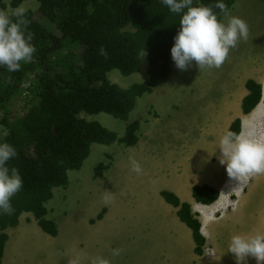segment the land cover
Returning <instances> with one entry per match:
<instances>
[{
	"label": "rangeland",
	"instance_id": "rangeland-1",
	"mask_svg": "<svg viewBox=\"0 0 264 264\" xmlns=\"http://www.w3.org/2000/svg\"><path fill=\"white\" fill-rule=\"evenodd\" d=\"M234 2L235 4L233 3L230 8L232 11L230 15L240 17L247 22L249 37L246 41L241 40L236 48L230 50L228 59L222 67L199 71L193 62L187 71H181L176 68L170 55L172 66L170 78L165 83L153 87L150 92L137 96L135 105L126 120L116 118L105 112L81 113L80 116L87 120H97L103 126L119 134H123L128 122L138 119L140 120L139 140L134 146H124L116 142L110 144L93 143L82 166L77 170L68 172L67 185L53 188L52 197L47 201L50 208L49 215H46L47 218L54 220L58 229L56 240L53 243L60 239L63 245L72 240L74 243L83 242V244L80 243L76 246L77 250L81 247H95L96 240L100 239L89 236V230L85 229L83 223L88 225L87 217L93 206L109 202L111 211L115 213L117 219L110 216V220L105 221L98 231L102 232V238L108 251L117 248L123 249L120 256L113 257L111 255L110 260L113 263H193L184 257L188 255V248L185 245L182 246L181 253L174 246L181 239V234L176 230L174 233L170 232L172 228L176 227V221L173 216H169L172 213L159 192L166 189L175 193L180 199L182 197L187 198L189 185L186 183L197 181L192 178L191 172L198 171V167L203 169L206 165L202 163L204 159L199 153L210 154L208 157L212 162L218 161L219 142L222 134L226 132V126L232 117V113H228L222 121H218L221 119L215 116L224 108L227 109L226 105L235 106L237 100L242 98L241 90L239 92L238 89L242 87L249 74L254 73L251 75L253 79L261 83L262 98L250 116L244 115L242 117L241 127L246 126L249 119L251 121L264 114V57H258L259 51L257 50L247 52V54H253L252 57L246 56L245 53L251 48L264 45V0H234ZM37 18L39 17L37 16ZM228 18L224 16L220 20L227 23ZM127 29L131 28L128 27ZM82 50V46L77 45L74 48L72 45V47L62 48L57 56L63 58L67 52L69 54V52L74 51V57L70 58L69 65L71 68H75L82 60ZM233 53H236V56L232 55ZM241 54L244 56L241 57ZM141 56L142 60L140 59L138 71L123 75L117 69H111L107 73L108 79L123 88H128L133 83L145 80L147 78L146 53L141 52ZM33 78V73L27 72L23 77L19 92L8 102L10 117L21 115L27 108L28 89ZM1 116L0 111V119ZM3 135L4 129L0 124V141ZM135 146L138 148L153 147L155 152L167 150V156L171 155L172 151L170 152V150H174V156L186 157V163L183 161L180 165L182 167L177 172L176 163L172 168V165L165 164V160L155 159L150 155L136 152L133 149ZM192 153H194L193 156ZM154 155L156 154L154 153ZM160 155L163 153L157 154V156ZM132 160L141 165L143 174L138 175L131 170ZM99 162L107 164L108 167L101 176L94 177V168ZM225 168L224 165L223 178L227 179L226 183L222 185L221 196L216 203L217 205L214 204L216 206L211 207H216L217 210H227V207L231 206V202L234 201L233 196L229 193L234 189L243 187L240 185L234 188ZM180 171L182 173H179ZM118 192L121 194L117 195ZM238 194L241 195L239 192ZM229 195L230 197H228ZM225 199H227L226 203ZM261 209H264V183L251 191L245 206L238 205L235 211H230L227 217L214 221L212 226L220 234L223 244L231 235L238 232L257 234L261 229L254 212ZM101 211L104 214L106 208L102 207ZM100 212L96 213L95 217L91 216L90 225L102 218L103 214L100 218L97 217ZM136 214L146 218L149 225L146 231L135 233L124 225L126 220L128 223L137 221ZM118 215L124 219L119 218ZM125 224L130 225L126 222ZM151 233L152 238L147 247L141 249L134 247L139 243H147ZM30 239L31 234L28 231L11 232L9 242L5 241L4 244L5 262L8 264L9 260L17 255L19 246H22L23 250L26 251ZM45 244L47 250H53L47 239ZM163 244L174 247L166 250L161 248ZM76 247L72 249L71 258L74 257ZM204 248L207 249H204L203 254H212L211 246ZM55 252L57 251L55 250ZM171 252L176 255L174 259L169 255ZM53 256L52 251L47 252V259ZM230 259H232V264H235L236 257L233 253H230Z\"/></svg>",
	"mask_w": 264,
	"mask_h": 264
},
{
	"label": "trees",
	"instance_id": "trees-1",
	"mask_svg": "<svg viewBox=\"0 0 264 264\" xmlns=\"http://www.w3.org/2000/svg\"><path fill=\"white\" fill-rule=\"evenodd\" d=\"M24 0H9L11 7ZM38 9H28V31L36 52L30 63L17 72L0 67V124L4 135L0 143L12 145L17 156L8 166L18 169L23 188L11 198L12 215L0 214V264L7 234L23 211L32 212L39 226L52 236L57 235L54 220L47 218L45 203L54 187L68 183V172L79 169L93 143H121L134 146L139 140L140 120L127 123L123 134L103 126L97 120H87L81 113L105 112L126 120L137 96L165 83L171 73V48L180 25V15L169 11L162 0H37ZM223 2L231 8L234 0H193V6ZM0 0V7H5ZM218 18L223 16L214 9ZM37 16L39 18H37ZM130 27L131 29H127ZM83 47L81 62L71 68L70 58L57 53L65 47ZM103 47L107 57L100 54ZM141 52L146 53L147 78L123 88L111 82L107 73L117 69L129 75L140 68ZM27 72L34 75L29 85L27 108L21 115L10 117L8 102L16 95ZM248 93L241 99V112H251L262 97V85L253 78L244 83ZM239 133L241 117H235L227 131ZM108 167L99 162L94 177ZM164 200L175 207L179 219L192 230L194 252L203 254L205 239L200 222L187 202L176 194L161 190ZM192 197L198 203L212 204L219 191L208 185H193ZM102 211L97 215L102 216Z\"/></svg>",
	"mask_w": 264,
	"mask_h": 264
},
{
	"label": "clouds",
	"instance_id": "clouds-1",
	"mask_svg": "<svg viewBox=\"0 0 264 264\" xmlns=\"http://www.w3.org/2000/svg\"><path fill=\"white\" fill-rule=\"evenodd\" d=\"M170 12L180 15L179 31L174 37L171 58L177 69L187 71L193 62L199 71L218 69L228 59L230 50L241 40L249 37L247 22L231 16L223 2L214 5L193 6V0H162ZM214 9H219L227 23L222 22ZM28 9L22 4L11 10H0V67L9 73L17 72L22 64L30 63L36 52L31 43L33 33L28 31ZM100 54L107 57L101 47ZM220 163L226 166L230 180L237 186L246 185L253 177L264 175V114L251 120L240 132L227 131L221 137L219 146ZM17 156L16 149L8 143H0V214L12 215L11 198L23 188V179L15 167L8 162ZM131 170L143 174L141 165L131 161ZM228 251L236 257L237 264H243L250 256L256 264H264V233L252 236L234 235ZM123 249H113L112 256H120ZM83 253H77L69 264H81ZM90 264H111L100 256Z\"/></svg>",
	"mask_w": 264,
	"mask_h": 264
},
{
	"label": "crops",
	"instance_id": "crops-1",
	"mask_svg": "<svg viewBox=\"0 0 264 264\" xmlns=\"http://www.w3.org/2000/svg\"><path fill=\"white\" fill-rule=\"evenodd\" d=\"M5 4H6L5 7H3V8L0 7V10H6L9 13L11 12L12 9H14V8H16L22 4L27 9H30L32 11H35L36 9H38L37 0H24L18 6L14 7V8L9 5V0H5ZM234 4H235V2H234ZM231 12L232 11L230 9L229 13L231 14ZM222 18H224V15L221 17V20H222ZM251 50L259 51V54L257 56L258 57H264V45L262 47L251 48L250 50H247L245 52L246 56H250V57L254 56L251 53L247 54V52H249ZM232 55L236 56V53H233ZM243 56L244 55L241 54V57H243ZM140 59L142 60L141 55H140ZM146 61H147V57H146ZM147 66H148V61H147ZM263 66H264V64H263ZM146 70H147V67H146ZM253 74L254 73L249 74V77L246 78L245 81L249 78H253L251 76ZM238 90H239V92L241 90L242 97L248 93L247 89H245L244 84H242V87L241 88L239 87ZM241 99L237 100L238 102H237V104H235V106L233 105L231 107V105H229V106L226 105L227 109L224 108L218 115L215 116V117L221 119L218 121H222L228 113H232V117L229 120L228 125L226 126V130H227L230 122L235 117L240 116L241 117V123H242V117L244 115L250 116L252 111L260 103L259 102L257 104V106L251 112H249L247 114H242V112H241ZM238 104H239V109H238ZM247 121H248V119H247ZM249 122H250V119H249L248 123ZM222 135H224V133ZM133 149L136 150V152H140L141 154L144 153L146 155H150L151 157H153L155 159L165 160L166 161L165 164L168 163L169 165H172V168L174 167V164L176 163L177 168H175V169L177 172L182 167L180 165H182L183 161H184V163H186V157H183L181 155L174 156V150H170V152L172 151L170 153L171 155L167 156V153H166L167 150H165L163 152H161V151L155 152L154 151L155 149L153 147L138 148L137 146H135ZM205 152H208V151H205ZM154 153L156 155H154ZM159 153H163V155L157 156V154H159ZM217 154H218V161L214 160V162H212L208 157V155L210 156V154L199 153V155L202 156L204 159V161L202 163H205L206 165L204 166L203 169L198 167L199 168L198 171H195V172L190 171L192 178L194 180H197V181H195L194 183L193 182H191V183L187 182L186 183L187 185H189L187 188V195H188L187 198L182 197L180 199L176 195L181 203L187 202L190 205L192 214L200 222V232L205 239V243L203 244V248L205 246H207V247L211 246L212 247V250H211L212 254H208V253L205 254L204 253V254L198 255L194 252V248L196 246V243H195L193 235H192V230L185 224V222L181 221L179 219V217L177 216L176 211H177L178 207H175L172 204L166 202L168 204V208H169L170 212L172 213V214H169V216H171V217L173 216L175 218V221H176V227L174 229L172 228L170 232L174 233V230H176L178 233L181 234V239L178 240L174 246L181 253V248L183 245H185L188 248V255L184 256V257H186L187 259L192 261L193 262L192 264H232V259H230V253L231 252L228 251L232 236L238 235V234L244 235V236L255 235V234H250V232H249V234H248V232L247 233L246 232H238V233L231 235L227 239V241H225V244H223V242H221V239H220V237H221L220 234L212 226L214 221H217L223 217H227L229 215L230 211H235L237 209L238 205H244L245 206L248 202V198L251 195V191L254 188H256V187H258L264 183V175L253 177L249 180V182H248L249 184H246L245 186L243 185V187L241 189H234L231 193H229V194H231V196H233L234 201L231 202L232 203L231 206L227 207V210H223V209L217 210L216 207L211 208L212 206L217 205L216 203L219 201V198L221 196L220 193H221L222 185L224 183H226V180H227V179L225 180L223 178L225 170H224V165H222L220 163V159H219L220 158V150L219 149L217 150ZM193 155H194V153H192V156ZM195 167H197V166H195ZM200 170H203V171L200 172ZM179 173H182V171H180ZM226 178H227V175H226ZM230 183H233L234 188H236V181L235 180H231ZM203 184H208V185L216 188L219 191V197L212 204L206 205V204H202V203H197L194 200V198L192 197V193H191L192 186L193 185H203ZM228 186H229V184H228ZM163 190H166V189H163ZM238 192L241 195H239ZM120 194L121 193L118 192L117 195H120ZM228 197H230V195ZM230 199L232 200V198H230ZM224 201L226 203L227 199H225ZM225 203H224V205H225ZM195 204H196V206H195ZM214 204H216V205H214ZM45 205L47 207V214L49 215L50 208L48 207L47 202ZM201 205H202V208H201ZM88 207H89V204L87 205L86 208L88 209ZM102 207L106 208V211L103 214L102 218L97 219L95 223L90 225L89 219L91 218L92 215H93V217H95L96 213L100 212ZM86 208L83 210L84 212H85ZM254 214L256 215L255 216L256 220L258 221V224H259L260 229H261V231L259 233H264V209L257 210L254 212ZM110 216L115 217L117 219V216H115V213H113L111 211V206H110L109 202H103V203H101V205H96V206L92 207V210L90 211V214L87 217L88 225H86L85 223H83V224L85 226V229L89 230L88 231L89 236H93V237H95V239L97 237H99L100 240H96L97 244L95 245V247H81L80 249L77 250L76 246L79 245L80 243L83 244V242L77 241V243H74L71 240L70 242H65L62 245V241L60 239H58L57 242L53 243L54 240H56V235L52 236L49 233H47L46 231H44L39 226V224L37 223V220L35 219L32 212L23 211L19 215V221H18L17 225L12 227V228H10V227L6 228V230H4L7 233L6 242L7 241L9 242V240L11 238V232H19L21 230H25L31 234L30 244H29V247H27L28 249L26 251L23 250L22 246H19L17 255H15L12 259H10L8 264H69V261L71 259H73L77 253H83V258H82L81 264H90V260L94 257H97V256L107 258L110 260L111 255H112V251H108L106 243L103 241V238H102L103 237L102 232L100 233L98 231L100 226H102L105 221L110 220ZM135 216L138 218L137 221H132L131 223H128V221L126 220L125 222L127 224H130V225H126L125 222H124V225L127 226L128 228H130L131 230H133L135 233H141V232L146 231V228L149 226L146 218L144 216L137 215V214ZM118 217L121 219H124L120 215H118ZM85 236H86V233H85ZM151 238H152V233L150 234V240H148L147 243H144V244L139 243V244L135 245L134 247L138 248V249H141L142 247H147V245L151 241ZM46 239L49 241V245H52L53 250L52 249H48V250L46 249V244H45ZM62 246H66V247H62ZM168 246H169V248H168ZM174 246L163 244V245H161V248H164L167 250V249H173ZM73 247H76V251L74 253V257L71 258L70 256L73 253V250H72ZM204 249L206 250L207 248H204ZM204 249H203V251H204ZM55 250L57 252H55ZM51 251L53 252L54 256L50 259H47V252L50 253ZM130 251H132V250L130 249ZM5 252H6V249H5ZM169 255L171 256L172 259H174L176 256L172 252L169 253ZM173 263L175 264L176 262H173ZM1 264H7L5 262L4 250H3V254H2V258H1ZM111 264H115V263H113L111 261ZM116 264H121V263L118 262ZM235 264H237V261L235 262ZM243 264H256V260L249 256L246 259V261L243 262Z\"/></svg>",
	"mask_w": 264,
	"mask_h": 264
},
{
	"label": "built area",
	"instance_id": "built-area-1",
	"mask_svg": "<svg viewBox=\"0 0 264 264\" xmlns=\"http://www.w3.org/2000/svg\"><path fill=\"white\" fill-rule=\"evenodd\" d=\"M207 252V251H206Z\"/></svg>",
	"mask_w": 264,
	"mask_h": 264
}]
</instances>
